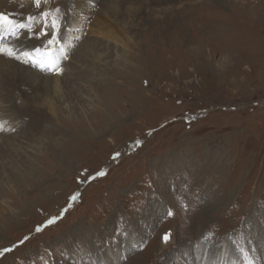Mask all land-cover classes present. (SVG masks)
<instances>
[{
  "label": "rangeland",
  "instance_id": "1",
  "mask_svg": "<svg viewBox=\"0 0 264 264\" xmlns=\"http://www.w3.org/2000/svg\"><path fill=\"white\" fill-rule=\"evenodd\" d=\"M23 2L10 15L27 23L38 10ZM71 3L51 0L65 28ZM91 13L70 32L54 114L49 88L0 66L17 126L0 134V249L30 237L0 264H125L133 242L144 250L126 264H245L240 248L264 264V0H98Z\"/></svg>",
  "mask_w": 264,
  "mask_h": 264
},
{
  "label": "snow or ice",
  "instance_id": "2",
  "mask_svg": "<svg viewBox=\"0 0 264 264\" xmlns=\"http://www.w3.org/2000/svg\"><path fill=\"white\" fill-rule=\"evenodd\" d=\"M31 3L38 10V14L28 15L26 17L27 23L19 22L5 12L0 11V60L6 63L31 66L50 75L60 76L64 71L62 62L70 58V52L67 48L72 47L70 45H62L63 37L61 36V31L64 29L70 33L73 29L71 26L65 28V21L63 20L65 14L60 7H51V0H31ZM89 3L90 6L95 7L94 0H89ZM45 6H48L46 10H44ZM22 35L27 40H37L41 43L39 46L32 48L23 47L18 43ZM53 51H55V55L52 54ZM36 54H41L42 58H38ZM16 131L17 128L12 126L11 123L0 119V134H11ZM136 146H141L140 141H136ZM120 155V153H116L113 156V160L118 159ZM98 175L103 176L105 173L100 172ZM76 198V195H73L71 200L75 201ZM165 215L171 217L174 213L166 210ZM57 219L58 217H52L47 221L45 227L52 225ZM42 230L40 226L35 229L36 233H40ZM120 235H123V232ZM29 239V236H25L18 244L0 249V258L13 252L15 248L25 244ZM162 242L165 245L172 242V233L170 231L163 235ZM143 250L144 245L142 243L133 242L127 250L128 254L123 255L121 259L126 264L130 254L142 252ZM239 251L245 264H255L254 259L248 256L245 249L240 248ZM197 259L199 260L200 258L198 257ZM212 264H215V261Z\"/></svg>",
  "mask_w": 264,
  "mask_h": 264
},
{
  "label": "bare ground",
  "instance_id": "3",
  "mask_svg": "<svg viewBox=\"0 0 264 264\" xmlns=\"http://www.w3.org/2000/svg\"><path fill=\"white\" fill-rule=\"evenodd\" d=\"M10 1L11 0H0V11H3L6 14L10 15L11 12L16 11L14 9V7L17 8L20 3H21L20 6L21 5L25 6V8L27 10H30V7H32L29 5V3L28 4L26 2L22 3L23 0H14L13 4H11ZM69 1H72V3L69 4V11L71 13L70 20L72 22L71 27L73 30H76V31L79 30L80 31V29H82L85 22L90 18L91 14H92L91 12H92L93 7L90 6L89 0H66L67 3H69ZM28 2H29V0H28ZM97 2H98V0H94L95 5L97 4ZM70 35L71 34L67 31L66 39L64 38L65 40L62 41L64 43V46H69L70 44H72V42L70 41V39H71ZM22 41H25V38L21 39L19 41V44ZM26 41H28V40L26 39ZM29 41L30 42H37L38 46L41 43L40 41H37V40H29ZM33 46H35V45H33ZM52 54L55 55L56 54L55 51H53ZM36 55L38 58H42L41 54H36ZM0 62L2 63V65H0V66H3V67H6V66L8 67L9 64L15 65V67H17V69H18L17 71H15L14 68L12 70L14 73V79L13 80H15L17 82L21 80V81H24V83L30 82V84L32 83L35 87H38V88L44 84L45 88L50 89L46 94L45 108L51 114H54L55 110L60 107V106L57 107V103L59 101L57 95L59 94V91H58L59 90V81H60L59 78L61 76H53V75L48 76L47 72L40 73L38 70H35V69L33 70L29 66H22V65H18L16 63H6L3 60H0ZM46 73H47V75H45ZM50 77H52V78L47 79L45 81L46 78H50ZM13 84H14V82L12 80H9L7 73L6 74H4V73L0 74V118L2 120L4 119V117L2 118V116H3V110L2 109L4 108L2 104H3V102L4 103L9 102L10 103V101H11L10 100V92L8 89ZM12 126H14V125H12ZM15 127H17V126L15 125Z\"/></svg>",
  "mask_w": 264,
  "mask_h": 264
}]
</instances>
